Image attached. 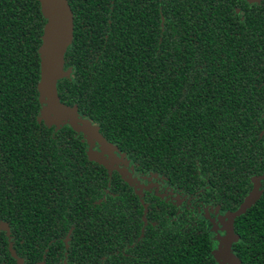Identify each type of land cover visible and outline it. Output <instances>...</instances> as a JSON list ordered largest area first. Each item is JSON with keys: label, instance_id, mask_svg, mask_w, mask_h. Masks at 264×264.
Instances as JSON below:
<instances>
[{"label": "trees", "instance_id": "trees-1", "mask_svg": "<svg viewBox=\"0 0 264 264\" xmlns=\"http://www.w3.org/2000/svg\"><path fill=\"white\" fill-rule=\"evenodd\" d=\"M65 2L59 102L137 174L237 210L264 170V0ZM44 23L37 0H0V223L43 264L64 236L65 264H217L201 222L135 194L68 126L37 121ZM231 227L238 263L264 264V181Z\"/></svg>", "mask_w": 264, "mask_h": 264}, {"label": "water", "instance_id": "water-1", "mask_svg": "<svg viewBox=\"0 0 264 264\" xmlns=\"http://www.w3.org/2000/svg\"><path fill=\"white\" fill-rule=\"evenodd\" d=\"M243 1L252 4L258 3L261 0ZM37 2L39 4L40 14L45 20L40 37V46L37 50L40 60L39 79L36 85L37 100L40 105L37 121L43 122L48 127L54 126L57 128L64 125L61 121L67 120L68 124L65 126H68L73 132L80 134L82 140H85L88 160L103 166L107 173L110 174L113 170H108V167L101 164L96 158V153L90 147L95 143L107 155L113 154L112 152L116 151L115 147L101 137L95 125L79 117L75 108L61 104L56 94L57 81L68 77V71H63V55L72 37V17L69 7L65 0H37ZM50 115L51 119L49 120ZM261 135H264V129ZM260 181H264V170L260 176L251 179L252 189L244 197L237 210L234 212L226 211L221 217L223 220L226 219L221 224L225 237L223 241L220 239L218 243H222L224 247L222 260L231 261V264H239L237 259L230 253V245L237 240V236L232 231V221L235 217L244 213L258 199ZM66 241L67 239H65ZM212 256L215 262H217L218 257L214 254V250L212 251Z\"/></svg>", "mask_w": 264, "mask_h": 264}, {"label": "flooded vegetation", "instance_id": "flooded-vegetation-1", "mask_svg": "<svg viewBox=\"0 0 264 264\" xmlns=\"http://www.w3.org/2000/svg\"><path fill=\"white\" fill-rule=\"evenodd\" d=\"M263 142L264 139L262 140V143ZM85 149H87L86 146ZM85 152H87V150H85ZM115 155L118 156V154ZM118 158L117 159L115 158L113 161H117V166L120 167L119 164L122 160H119ZM130 167L132 169L131 176L133 178H137L138 183L141 185V187H137V189L130 186L135 194H137L138 196L141 195L157 196L164 205L173 206L177 210V213H183L185 216L190 215L192 218L191 221L193 223H195L196 221L201 222L203 227L206 228L207 231H209L210 233L209 238L212 240L213 243L212 249L215 248L216 241L214 238V234L216 232L219 233L218 229L220 228V224H218L219 222L218 218L222 217L226 211L221 210L218 206H215L213 204L204 203L201 200H197L196 197H193L192 195H186L177 190H174L171 186L167 184L166 180L160 176H157L159 177L158 180H160V182L163 183V185L160 188V193L165 192V195L163 197L158 196L154 194L153 191L151 190H145V187L147 186L146 178L149 175L143 176L137 174L130 165V163L128 162L127 169H129ZM114 171L115 170H113L112 172ZM115 172L118 173L117 171ZM118 175L120 176L119 173ZM140 188L142 190L140 192H137ZM212 223H214L215 226ZM0 230H1L0 234H2L4 238L2 241V246H0V264H39V263L43 264L44 263L42 261L37 262L36 249H35L36 244L34 239L31 241V245L34 249L24 248L23 240L20 235L21 230H19L18 232L11 233L9 228L7 230V228L2 223H0ZM61 242L63 244V247L55 248L54 253L51 255L50 258H48L49 262L52 261V258L55 259L53 264H65V236ZM44 259H45L44 255H42L41 260Z\"/></svg>", "mask_w": 264, "mask_h": 264}, {"label": "rangeland", "instance_id": "rangeland-1", "mask_svg": "<svg viewBox=\"0 0 264 264\" xmlns=\"http://www.w3.org/2000/svg\"><path fill=\"white\" fill-rule=\"evenodd\" d=\"M50 117H51V115L48 118L49 120L51 119ZM61 122H63V124H64L63 126L68 124L67 120H63ZM93 147H96V148H93ZM90 148H91V150H93L96 153L97 160L101 164L108 167L109 168L108 170L117 171L120 174V176L122 177V179L126 180V182L128 183L129 186H132L135 189H137V187H141V185L137 181V178H133L131 176L132 175L131 174L132 169H131V167L129 169H127L128 161H127V159H125V157L122 154L115 151V152H112L113 154L107 155L105 153V151L101 150L99 148V146L96 145L95 143ZM115 154H118V156H116ZM115 158L122 160L119 164L120 167L117 166V161H113ZM143 179H145V178H143ZM158 179H159V177H157L155 175H149L146 178L147 186L145 187V190H151V191H153L154 194L163 197L165 195V192L160 193V188L163 185V183H161L160 180H158ZM141 190L142 189L140 188L137 192H140ZM218 221H217L218 224H220V228L218 229L220 234L217 233L216 231H213V232H216L214 234V238L216 241L215 248H214V254L218 257V261H217L218 264H231V261L222 260V254H224V247H223L222 243L221 244L218 243L220 239H221V241H223V239L225 237L224 231L222 230L223 226L221 224H223L226 221V219L223 220L221 217H219ZM212 224L214 225V223H212Z\"/></svg>", "mask_w": 264, "mask_h": 264}]
</instances>
